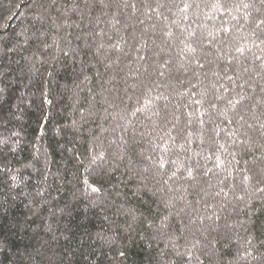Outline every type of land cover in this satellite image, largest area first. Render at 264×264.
Listing matches in <instances>:
<instances>
[{
	"label": "trees",
	"instance_id": "obj_1",
	"mask_svg": "<svg viewBox=\"0 0 264 264\" xmlns=\"http://www.w3.org/2000/svg\"><path fill=\"white\" fill-rule=\"evenodd\" d=\"M261 20L0 0V264H264Z\"/></svg>",
	"mask_w": 264,
	"mask_h": 264
},
{
	"label": "snow or ice",
	"instance_id": "obj_2",
	"mask_svg": "<svg viewBox=\"0 0 264 264\" xmlns=\"http://www.w3.org/2000/svg\"><path fill=\"white\" fill-rule=\"evenodd\" d=\"M54 2H55V0H53V3H54ZM259 3H260L261 5H264V0H259ZM190 6H191V5L186 4V5H184V9L187 10V8L190 7ZM133 7H134V5H133ZM245 7H248V5H245ZM257 10L259 11V9H257ZM260 23H264V20H261ZM257 27H259V24H257ZM199 67L203 68L204 65H203V64H200ZM241 99H243V97H241ZM228 103H229V104H233V107H234L235 104L240 103V101L237 100V101H235V103H234L232 100H229ZM257 104H258V105H264V98H262L261 100L257 101ZM213 106H214V105H213ZM240 118L243 119V116H241ZM249 127H252V126L249 125ZM161 167H163V164L161 165ZM261 173L264 174V169H261ZM188 175H189V177L192 176V172H191V170H189ZM167 182H168L167 180L164 181L165 184H167ZM86 183H87V182H86ZM91 190H92L93 192H97V191H99V189H97V188H92ZM261 191H264V189H261ZM249 243H251V241H249Z\"/></svg>",
	"mask_w": 264,
	"mask_h": 264
}]
</instances>
